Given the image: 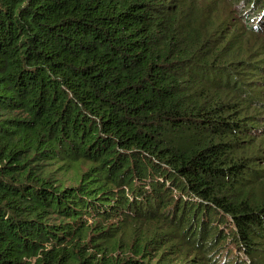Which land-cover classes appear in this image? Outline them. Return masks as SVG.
<instances>
[{"label":"trees","instance_id":"16d2710c","mask_svg":"<svg viewBox=\"0 0 264 264\" xmlns=\"http://www.w3.org/2000/svg\"><path fill=\"white\" fill-rule=\"evenodd\" d=\"M0 264H264V0H0Z\"/></svg>","mask_w":264,"mask_h":264},{"label":"rangeland","instance_id":"374dc122","mask_svg":"<svg viewBox=\"0 0 264 264\" xmlns=\"http://www.w3.org/2000/svg\"><path fill=\"white\" fill-rule=\"evenodd\" d=\"M236 252H237V251H236ZM239 256H241V254H240Z\"/></svg>","mask_w":264,"mask_h":264}]
</instances>
